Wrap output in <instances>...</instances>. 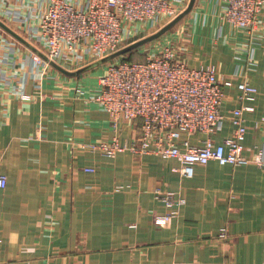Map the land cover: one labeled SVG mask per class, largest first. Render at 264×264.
Here are the masks:
<instances>
[{
    "label": "crops",
    "instance_id": "obj_1",
    "mask_svg": "<svg viewBox=\"0 0 264 264\" xmlns=\"http://www.w3.org/2000/svg\"><path fill=\"white\" fill-rule=\"evenodd\" d=\"M66 1L83 10L88 0ZM169 2L178 15L189 0ZM46 8V0H0V22L44 54L37 34ZM223 12L221 0H195L189 14L152 42L174 49L190 68L214 67L219 78L232 80L226 115L239 106L237 83L257 89L253 111L244 114L243 156L250 162L194 166L190 179L173 159L127 150L109 159L90 147L113 137L125 144L138 134L124 121L115 131L93 101L104 64L65 75L39 56L37 63L32 50L0 27V167L7 178L0 193V264H264V167L254 162L264 156V28L248 37ZM168 21L143 24L136 40ZM249 47L252 70L245 67ZM75 55L74 64L58 65L75 72L94 62L82 50ZM232 131L225 120L214 142ZM202 140L189 138L194 145ZM156 189L185 201L161 226L153 220L167 210ZM222 229L225 240L217 238Z\"/></svg>",
    "mask_w": 264,
    "mask_h": 264
},
{
    "label": "built area",
    "instance_id": "obj_2",
    "mask_svg": "<svg viewBox=\"0 0 264 264\" xmlns=\"http://www.w3.org/2000/svg\"><path fill=\"white\" fill-rule=\"evenodd\" d=\"M47 8L38 29L39 40L47 47L44 55L51 61L68 63L76 59L79 50L92 52L94 61L120 49L122 25L145 24L158 17L176 16L169 0H88L78 10L66 0H46ZM223 19L233 29L252 37L264 28V0H221ZM254 48L245 53V67L255 66ZM72 56V58L67 57ZM66 58V59H65ZM34 60H42L36 56ZM237 68L235 75L243 69ZM100 91L93 98L108 114L111 125L118 130L121 121L132 123L138 134L130 142L121 144L117 137L109 142L90 145L104 157L112 159L129 151L135 156L153 155L162 160L179 163V173L190 179L194 166L209 162L242 166L250 161L243 156L242 142L246 134L244 114L253 111L251 103L257 89L243 80L235 85L239 106L226 115L222 111L225 90L232 88L230 79L219 78L214 67L190 68L180 61L176 51L168 46L157 55L145 56L142 62L122 61L107 68L99 79ZM233 127L231 136L216 144L213 135L222 130L224 121ZM202 135L203 140L191 144L189 138ZM254 162L264 167L259 153ZM86 172H93L86 169ZM7 186V178L0 167V193ZM167 212L156 216L157 226L177 217L185 203L175 193L155 190ZM227 238L224 229L217 236Z\"/></svg>",
    "mask_w": 264,
    "mask_h": 264
},
{
    "label": "water",
    "instance_id": "obj_3",
    "mask_svg": "<svg viewBox=\"0 0 264 264\" xmlns=\"http://www.w3.org/2000/svg\"><path fill=\"white\" fill-rule=\"evenodd\" d=\"M195 0H189L186 9H184L182 12H180L176 17H174L169 23H167L165 26L160 28L157 32L154 34L145 37L143 39H140L126 47H123L122 49L116 51L115 53H112L100 60H97L89 65H87L84 68H81L75 72H68L67 70L63 69L53 61L49 60L44 54L37 51L35 48H33L31 45H29L26 41H24L22 38H20L17 34H15L13 31H11L9 28H7L5 25H3L0 22V27L6 31L8 34H10L12 37L23 43L26 47H28L30 50H32L37 56H39L43 61L48 63L51 67L55 68L59 72L68 75V76H78L81 73L90 70L94 67H97L99 65L105 64L109 61H112L118 57L124 56L128 54L129 52H132L142 46H144L147 43H150L158 38H160L162 35H164L166 32H168L173 26H175L180 20H182L189 12L192 10Z\"/></svg>",
    "mask_w": 264,
    "mask_h": 264
},
{
    "label": "rangeland",
    "instance_id": "obj_4",
    "mask_svg": "<svg viewBox=\"0 0 264 264\" xmlns=\"http://www.w3.org/2000/svg\"><path fill=\"white\" fill-rule=\"evenodd\" d=\"M169 18L170 17H167V16H163V17H158L157 18V20L158 19H165V21H168L169 20ZM158 27V26H157ZM174 27V26H173ZM141 29H142V24H140V23H137V24H133V25H125V24H123L122 25V32H120V36H121V43H120V49H122L123 47H126V46H124L126 43H128L129 42V44H130V41H132V40H135V41H138V40H136V38H138L139 36H140V34L138 35V36H136V34H138L140 31H141ZM123 30H125V35L123 34ZM128 31V32H127ZM169 32V31H168ZM132 34V35H131ZM38 35V34H37ZM38 39H39V35H38V37H37ZM155 41V40H154ZM162 41V40H161ZM40 42H42L43 44H45L43 41H40ZM153 42V41H152ZM151 42V44H145L146 46H144V48H138V49H136V50H134L133 52L134 53H136V54H133V56L134 57H132L131 59H133V60H135V61H137V60H142L145 56H153V55H157L159 52H160V49L161 48H159V47H161V44L160 43H158L157 42V44H153ZM128 44V45H129ZM46 46V45H45ZM119 49V50H120ZM46 51H47V47H46ZM83 52V51H82ZM83 54H85V52H83ZM86 57H88V58H90V59H92V60H95V58H97L96 56H94V54L92 53V52H86ZM127 54H126V56L124 55V56H121V57H118V58H116V59H114V60H112V61H109V62H107V63H105L103 66H102V68H100V70H98V71H102V73H104L106 70H107V68H109V67H112V66H114V65H117V64H119L120 62H122V61H125V59H127ZM67 58H72V56H68ZM66 59V58H65ZM78 59L79 58H76V59H74V60H72V61H69L68 62V64H74V62H76V61H78ZM54 61V63H56L57 65L58 64H62V63H65V62H62L63 60H60V59H53ZM95 62V61H94ZM91 71V70H90ZM23 98H25V97H23ZM157 226V225H156Z\"/></svg>",
    "mask_w": 264,
    "mask_h": 264
},
{
    "label": "trees",
    "instance_id": "obj_5",
    "mask_svg": "<svg viewBox=\"0 0 264 264\" xmlns=\"http://www.w3.org/2000/svg\"><path fill=\"white\" fill-rule=\"evenodd\" d=\"M133 54H136V53H134L133 51H132V52H129V53L127 54L128 57H127V59H125V61L130 62V63H134V62H142V61L145 60V57H144L142 60H137V61H135V60L131 59L132 57H134ZM125 56H126V55H125Z\"/></svg>",
    "mask_w": 264,
    "mask_h": 264
},
{
    "label": "bare ground",
    "instance_id": "obj_6",
    "mask_svg": "<svg viewBox=\"0 0 264 264\" xmlns=\"http://www.w3.org/2000/svg\"><path fill=\"white\" fill-rule=\"evenodd\" d=\"M176 16H177V15H176ZM176 16H175V17H176ZM171 20H172V19H171ZM171 20H169L168 22H170Z\"/></svg>",
    "mask_w": 264,
    "mask_h": 264
}]
</instances>
